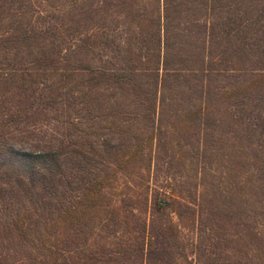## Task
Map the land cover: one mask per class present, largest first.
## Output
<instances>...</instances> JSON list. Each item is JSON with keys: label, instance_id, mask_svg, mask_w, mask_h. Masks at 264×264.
<instances>
[{"label": "trees", "instance_id": "trees-1", "mask_svg": "<svg viewBox=\"0 0 264 264\" xmlns=\"http://www.w3.org/2000/svg\"><path fill=\"white\" fill-rule=\"evenodd\" d=\"M228 251L264 264V0H0V264Z\"/></svg>", "mask_w": 264, "mask_h": 264}, {"label": "rangeland", "instance_id": "rangeland-1", "mask_svg": "<svg viewBox=\"0 0 264 264\" xmlns=\"http://www.w3.org/2000/svg\"><path fill=\"white\" fill-rule=\"evenodd\" d=\"M192 169V168H191ZM190 169V172H194L193 170H191ZM190 175L191 174H193V173H189ZM187 178L188 179H190V181L191 182H193V181H195V182H197V180L195 179V177L194 176H188V173H187ZM173 219L175 220V216L173 215ZM189 236H190V239H192V240H195V239H197V236H196V231L194 230L193 232H191L190 234H189ZM239 237V240H241V234L238 236ZM232 240H233V242H234V240L236 241V240H238L237 238H236V236H233L232 237ZM243 241V240H242ZM229 250H231V249H229ZM226 254H228V256H226V261H227V263H231V261H234L235 259H239L243 264H244V262H246V258H245V254H243V253H239L238 255L237 254H235L233 251H228V252H226Z\"/></svg>", "mask_w": 264, "mask_h": 264}]
</instances>
